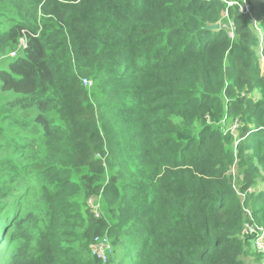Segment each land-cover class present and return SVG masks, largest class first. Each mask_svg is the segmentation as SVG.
<instances>
[{
    "label": "trees",
    "instance_id": "obj_1",
    "mask_svg": "<svg viewBox=\"0 0 264 264\" xmlns=\"http://www.w3.org/2000/svg\"><path fill=\"white\" fill-rule=\"evenodd\" d=\"M226 1L0 0V264L264 263V0Z\"/></svg>",
    "mask_w": 264,
    "mask_h": 264
},
{
    "label": "built area",
    "instance_id": "obj_2",
    "mask_svg": "<svg viewBox=\"0 0 264 264\" xmlns=\"http://www.w3.org/2000/svg\"><path fill=\"white\" fill-rule=\"evenodd\" d=\"M225 1V0H223ZM248 0H243V4L240 5L238 4V2L233 1V0H229L226 1L228 7H234V6H238L240 9V12L242 14H250L251 15V7L247 2ZM227 14V13H226ZM261 32V31H260ZM22 46H25V43L22 42ZM17 54L13 53V57H16ZM86 85H92L91 82H89L88 80L85 81ZM238 128V125L236 124L235 126H233V130H236ZM89 206L99 209V205L97 203H95L93 200L89 199L88 200ZM96 217H99V214L96 211ZM250 228V233L254 234L256 233V231L252 228ZM258 232H260V236L257 238L256 240V245L259 249V252L264 254V230L263 229H257ZM93 255L96 256L98 259L106 262L108 260V256L111 253L112 249H111V243L110 240L107 237H96L94 239V243H93ZM264 256V255H263ZM264 264V263H263Z\"/></svg>",
    "mask_w": 264,
    "mask_h": 264
},
{
    "label": "rangeland",
    "instance_id": "obj_3",
    "mask_svg": "<svg viewBox=\"0 0 264 264\" xmlns=\"http://www.w3.org/2000/svg\"><path fill=\"white\" fill-rule=\"evenodd\" d=\"M230 36L232 37L233 36V34H232V30H231V28H230ZM26 44H27V42H26V40L25 39H22ZM18 47H21L20 45H18ZM2 53V52H1ZM0 53V55H2ZM15 59H13V58H10V59H7L6 61H5V64L6 65H8L10 62H13ZM1 67V66H0ZM3 67H5V66H3ZM1 95V94H0ZM235 126V125H234ZM98 205H99V207H100V201H98V203H97ZM250 234V233H249Z\"/></svg>",
    "mask_w": 264,
    "mask_h": 264
},
{
    "label": "water",
    "instance_id": "obj_4",
    "mask_svg": "<svg viewBox=\"0 0 264 264\" xmlns=\"http://www.w3.org/2000/svg\"><path fill=\"white\" fill-rule=\"evenodd\" d=\"M208 30H219L220 29V24H216L214 26H210L207 28Z\"/></svg>",
    "mask_w": 264,
    "mask_h": 264
}]
</instances>
